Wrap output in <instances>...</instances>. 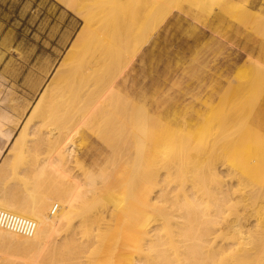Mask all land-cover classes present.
<instances>
[{
  "label": "bare ground",
  "instance_id": "1",
  "mask_svg": "<svg viewBox=\"0 0 264 264\" xmlns=\"http://www.w3.org/2000/svg\"><path fill=\"white\" fill-rule=\"evenodd\" d=\"M60 1L76 10L82 25L37 101H44L43 111L61 99L75 100L76 106L71 117L56 127L42 131L44 123L37 122L25 132L28 147L51 148L46 156L33 157L32 164L24 162L21 167L10 165L7 157L0 161V211L34 222L32 232L26 234L0 216V264H238L237 250L243 251L240 257L253 256L250 264H264V201H256L264 190V163L257 171V158L253 162L248 155L245 160L239 155L256 145L250 142L249 130L264 132V76L262 96L253 101L256 110L250 121L243 124L235 111L240 106L232 107L236 125L243 124L244 130L233 135L226 147H217V130L202 141L199 156L208 152L219 160L198 170L201 183L203 177L207 182L202 186L189 179L188 191L174 193L169 180L158 182L160 172L171 167H165L163 157H153L154 125L163 123L165 106L157 102L146 106L135 86L126 85L125 71L169 14L168 5L179 1ZM203 1L209 8L228 2ZM183 7L181 3L178 11ZM260 69L262 63L255 60L251 69L243 71L244 77L256 79ZM73 84L77 86L72 93ZM229 88L238 91L237 86ZM5 94L0 89V157L5 145L8 151L22 143L8 125L11 114L3 105ZM199 111H191L189 118ZM231 114L223 116L231 120ZM82 129L95 134L93 147L71 142ZM142 153L146 157L135 166L145 178L135 189V198L127 201L117 187ZM251 168L257 171L254 176ZM221 172L228 176L227 183L209 190ZM193 174L194 170L185 178ZM248 174L256 181H243ZM100 197L110 200V205H98ZM250 217H254L251 225Z\"/></svg>",
  "mask_w": 264,
  "mask_h": 264
},
{
  "label": "rangeland",
  "instance_id": "2",
  "mask_svg": "<svg viewBox=\"0 0 264 264\" xmlns=\"http://www.w3.org/2000/svg\"><path fill=\"white\" fill-rule=\"evenodd\" d=\"M27 1L15 0L10 6L9 2L4 5L3 0L0 1V89L2 94L6 93L3 105L11 114L8 125L13 128L14 135L22 140L17 147L8 151V145H5L0 161L3 162L7 157L10 165L20 167L24 162L32 164L33 157L39 159L51 151L46 145L28 147L29 135L25 132L29 126L43 122L42 131H45L70 118L74 112L75 100L61 99L60 104L55 101L50 109L43 111L41 107L44 101L37 99L82 25V17L75 9L60 0H47L56 8L57 22V45L56 48H50L49 44H53V41L39 39L40 33L37 34L35 30L37 20L33 24L38 9L34 10L31 17L28 14L22 16L24 10L21 11V6ZM178 1L179 4L175 1L177 7L174 2H171V5L166 3L169 4V14L159 22L156 31L125 71V83L135 86V90L144 98L146 106L151 102L165 106L163 111L166 116L163 123L156 122L154 125L153 157L155 160L163 157L165 167H171L160 172L158 182L169 180L173 192L180 194L188 191L189 179L202 186L207 182L202 176L204 183H201L198 170L203 171L204 167L214 162L219 164L217 157L208 155V152L199 156L202 141L207 134L217 130L220 133L217 147H226L233 135L244 130L242 125L251 120L256 110L253 101L262 96L259 91L264 76V0H228L227 3L212 5L211 8L203 0ZM181 3L184 5L183 10L178 11ZM32 4L34 6L35 3ZM38 8L41 10L42 6ZM255 60L262 63V69L257 73L261 77L260 82H257L259 77L257 80L251 78L254 82L249 81L250 78L244 77L243 73L244 70L252 68ZM243 64L244 70L237 74L236 70ZM244 79L248 84L244 83ZM137 81H144L145 85L139 87ZM230 85L237 86L238 91H232ZM76 86L71 85L72 93ZM238 106L240 107L235 110L236 116L243 118V124L239 126L236 125L233 116L235 114H231L232 107ZM199 108V114L190 119L191 111ZM227 112L232 115L231 120L224 118L223 115ZM82 131L83 133H77L71 142L77 144L81 141L88 147H93L95 134L86 129ZM248 132L252 138L250 142L257 145L256 140L259 141V149L255 148L258 145L254 144L255 147L250 146L251 151L244 152L242 149L240 151L243 153L239 155L244 160L246 155L251 159L257 158V162H261L257 167L259 171L264 163V132L263 135L259 134V130ZM226 149H223L224 153H227ZM238 150L237 148L236 154ZM223 151H220L221 154ZM221 154H218V158L222 160ZM251 155L253 157H250ZM145 157L142 153L138 158H134L131 172L117 187L127 201L132 200L139 182L145 178L142 171L135 166V163L142 161L140 158ZM218 168L220 172V166ZM192 170L195 171L194 177L185 178ZM252 170L254 169L251 168L250 172ZM254 172L250 174L254 176ZM250 174L243 181H256V177L253 178ZM219 175L218 180L210 184L209 190L216 189L223 182L227 183L224 178L228 176L223 172ZM235 180L230 182L235 184ZM154 190L156 192V187ZM258 200L264 201L263 189L259 191L256 201ZM250 202H247V209L251 207ZM107 203L110 205L111 202L105 197L97 200L98 205ZM253 220L254 217L249 218L250 225ZM84 228L86 231L90 230L88 225ZM123 232L126 233V230ZM255 243L257 242H252V245ZM236 252H239L236 257L238 264L240 261L243 264L252 262V255L240 257V252L243 251Z\"/></svg>",
  "mask_w": 264,
  "mask_h": 264
},
{
  "label": "crops",
  "instance_id": "3",
  "mask_svg": "<svg viewBox=\"0 0 264 264\" xmlns=\"http://www.w3.org/2000/svg\"><path fill=\"white\" fill-rule=\"evenodd\" d=\"M1 1V0H0ZM15 0H3L4 5L9 2V5ZM22 0H20L21 2ZM27 1V0H26ZM35 3L34 6H32ZM6 6V7H8ZM39 6H42V9L39 10ZM25 8V9H24ZM24 10L22 16L24 17L26 14L28 16H33L34 10L38 9L37 17L34 18L33 24L36 22L37 26L35 28L36 33L39 34V39L42 41H46V39L53 41V44H49L50 48H56L57 45V22H56V8L53 6L51 2L48 3L47 0H32L31 2H25L23 6H21V11ZM25 12V13H24ZM24 14V15H23ZM35 24V25H36ZM54 54V52H53Z\"/></svg>",
  "mask_w": 264,
  "mask_h": 264
},
{
  "label": "built area",
  "instance_id": "4",
  "mask_svg": "<svg viewBox=\"0 0 264 264\" xmlns=\"http://www.w3.org/2000/svg\"><path fill=\"white\" fill-rule=\"evenodd\" d=\"M1 215L3 216V218L1 219L2 222L6 223L8 226L15 227L23 233H31L34 228V222L30 219L20 218L18 216L0 211V216Z\"/></svg>",
  "mask_w": 264,
  "mask_h": 264
}]
</instances>
